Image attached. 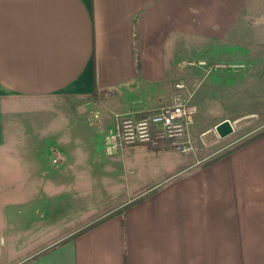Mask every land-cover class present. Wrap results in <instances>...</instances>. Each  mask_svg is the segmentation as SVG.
<instances>
[{"label":"crops","instance_id":"crops-1","mask_svg":"<svg viewBox=\"0 0 264 264\" xmlns=\"http://www.w3.org/2000/svg\"><path fill=\"white\" fill-rule=\"evenodd\" d=\"M216 59L235 68L214 75L226 99L252 89L264 110V0H0V150L20 103L65 100L71 130L49 160L57 151L69 171L98 172L99 204L124 198L22 264H264V135L234 149V132L188 158L168 142L103 149L118 115L172 104L177 82L199 105L198 63ZM250 115L264 116L236 110L199 136Z\"/></svg>","mask_w":264,"mask_h":264},{"label":"rangeland","instance_id":"rangeland-1","mask_svg":"<svg viewBox=\"0 0 264 264\" xmlns=\"http://www.w3.org/2000/svg\"><path fill=\"white\" fill-rule=\"evenodd\" d=\"M190 59L187 61L192 65L195 61ZM214 61L224 62L221 59ZM183 63L181 67L192 68ZM215 64L221 63L208 62L201 66L204 70L200 71V80L196 84L200 104L197 102L198 113L191 127L196 131L195 137L191 134L195 151L206 149L207 153L222 148L226 143L214 128L199 136L201 130L213 126L215 119L231 115L236 110H256L264 114L258 104L260 99L252 89L234 100L226 99L225 85L217 84L220 79L216 80L214 75L220 74L224 78L229 69L235 68H217L213 66ZM65 106L66 101L60 99L20 103L22 114L16 115L15 129L12 125L8 129L9 143L0 150V264H22L26 258L69 238L67 236L73 231L94 224L103 214L112 215L124 207H119L124 198L109 206L99 204V200L105 197L102 185L106 184V180L98 176L97 171L95 175L82 177L80 172L69 171L65 160L59 164L49 160L55 142L71 130ZM234 127L235 133L228 140L237 139L239 144L264 130V116H247ZM57 148L64 156L71 151L76 154L71 148L61 145ZM175 154L176 158H188L193 152Z\"/></svg>","mask_w":264,"mask_h":264},{"label":"built area","instance_id":"built-area-1","mask_svg":"<svg viewBox=\"0 0 264 264\" xmlns=\"http://www.w3.org/2000/svg\"><path fill=\"white\" fill-rule=\"evenodd\" d=\"M198 64L204 66L207 65V62L199 61ZM213 66L219 68L228 65L215 64ZM175 90L172 104L142 111L140 116H135V112L121 115V117L118 115L119 120L116 127L106 138L107 152L113 155L126 146L137 144L160 147L165 142L182 154L194 152L191 127L194 125L198 113V105L193 93L188 92L185 83L177 82ZM63 160L62 155L56 151L51 162L59 164Z\"/></svg>","mask_w":264,"mask_h":264},{"label":"water","instance_id":"water-1","mask_svg":"<svg viewBox=\"0 0 264 264\" xmlns=\"http://www.w3.org/2000/svg\"><path fill=\"white\" fill-rule=\"evenodd\" d=\"M215 131L220 138L224 139L235 132V127L229 119H226L215 126Z\"/></svg>","mask_w":264,"mask_h":264},{"label":"trees","instance_id":"trees-1","mask_svg":"<svg viewBox=\"0 0 264 264\" xmlns=\"http://www.w3.org/2000/svg\"><path fill=\"white\" fill-rule=\"evenodd\" d=\"M262 135H264V130H263L262 132L256 134V135H254L253 137H251V138H249V139H246V140H244L243 142L237 144V146H235L234 149L237 148V147H239V146H241V145H243L244 143H246V142H248V141H250V140H252V139H255V138H257V137H260V136H262ZM229 151H230V150H229ZM224 153L226 154V152H224ZM224 153H223V154H224ZM118 212H121V211H118ZM118 212H117V213H118ZM108 216H111V215H108ZM108 216H105V217L101 218L100 220H98L97 222H95V223L92 224V225L98 224V222L104 220V219H105L106 217H108ZM92 225H90V226H88V227H85L84 229L78 231L77 233H75L74 235H72V236H70L69 238L65 239L64 241L70 240V239H72V238L78 236L79 234H81L82 232H84V230H86L87 228L91 227ZM64 241H62L61 243H63ZM61 243H58V244H61ZM58 244H56V245H58ZM52 247H53V246H52ZM50 248H51V247H50ZM45 251H46V250H45ZM45 251H43V252H45Z\"/></svg>","mask_w":264,"mask_h":264}]
</instances>
